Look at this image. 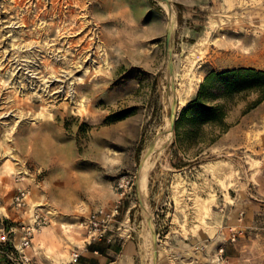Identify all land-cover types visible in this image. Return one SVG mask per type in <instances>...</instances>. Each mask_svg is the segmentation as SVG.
Here are the masks:
<instances>
[{"label": "rangeland", "instance_id": "rangeland-1", "mask_svg": "<svg viewBox=\"0 0 264 264\" xmlns=\"http://www.w3.org/2000/svg\"><path fill=\"white\" fill-rule=\"evenodd\" d=\"M167 4L0 0V57L7 50L3 60L16 67L18 58L8 61L14 43L37 39L43 45L23 49L29 52L20 60L24 75L14 77L23 76L28 86L1 92L0 108L14 100L38 108L23 118L18 110L0 116V149L21 141L17 153L26 169L6 162L0 150V235L12 227L7 238L19 241L22 226L42 219L27 250L42 264H64L72 250L85 246L80 223L117 199L119 181L127 187L112 234L124 249L121 264H264V99L258 103L256 91L216 97L224 85L213 81L217 87L205 99L223 105L226 131L189 121L177 125L210 73L264 71V0ZM184 60L191 61L184 82L190 92L181 105L183 95L171 99L169 89ZM53 70L62 88L48 94L43 84ZM176 99L172 140L142 195L145 151L166 132ZM41 112L55 115L53 128L40 130L46 120ZM243 121L238 141L230 139ZM22 190L26 199L19 205ZM36 202L44 206L31 213Z\"/></svg>", "mask_w": 264, "mask_h": 264}, {"label": "bare ground", "instance_id": "bare-ground-1", "mask_svg": "<svg viewBox=\"0 0 264 264\" xmlns=\"http://www.w3.org/2000/svg\"><path fill=\"white\" fill-rule=\"evenodd\" d=\"M120 1V0H119ZM162 3H164V5L166 6L167 9L170 8V6L167 4L166 1L160 0ZM120 4L119 2H114V7L115 5ZM136 11V8H134V12ZM133 13V11H131ZM126 15V14H125ZM22 22H24V20H22ZM38 28V27H37ZM40 28V27H39ZM77 28V26L72 27L71 30L72 32H74V30ZM39 31V30H38ZM22 42H19L18 45L17 43H14L13 46L14 50L17 49L16 51H14L13 53H11V56H9V59L13 58H18V65L16 67H10L12 65L9 66V62H6V60H3L7 50L1 51L2 56L0 57V103L2 100V94L1 92L2 90L5 88H11L14 85V89L16 92L19 91L20 86H22V88H26L28 86L27 82H26V78H24L23 76H20V78H22L21 81H18L15 79L14 76L18 75L20 73V71H22V75H24V71L22 68L19 69V66L22 64L20 62L22 57H26L29 58L28 56V50H26V52L23 50L24 48H29L30 46H32L33 44H38L39 47H43L42 45V41H38L36 39V41H32L30 43L25 44L24 46H22L21 44ZM17 45V47H16ZM24 52L26 53L25 55ZM16 54V57H15ZM87 57V56H85ZM190 60H184V70H182L181 74L178 73L177 71H175L174 73H172L173 77H176L175 79L177 80L176 85H173L170 87L169 89V96L171 99H174L176 97L181 98V96L185 93L184 90V82H185V78L189 73L190 70ZM28 66V68H30V65H26ZM1 71H3V73H1ZM7 74V79H3L4 75ZM51 76L48 78V80L45 81L44 85V91L48 90V94H50V92L53 91V94L59 93L62 86L61 84H59L58 81H62L61 79H57L58 78V74L56 70H53L51 72ZM175 74V76H174ZM32 76H29V78ZM3 80V83H1V81ZM31 82V81H30ZM33 82H35L33 80ZM31 84V83H30ZM33 84V83H32ZM12 85V86H11ZM49 88V89H48ZM20 92L22 93V90H20ZM189 95L190 91H187ZM187 95V96H188ZM52 97V95H50ZM183 100L181 102V105H186V100L184 99L185 95L182 96ZM7 100L9 99L8 97L6 98ZM15 108V109H14ZM38 108V103L37 102H31V103H27L25 100H14L13 103L12 102H8L6 101L5 104H2V107L0 108L2 111L0 112V116L4 114V116L9 112V110L12 111H17L18 110V118H23L26 114L24 113V111L26 110H30V111H34ZM50 112H41L39 116H41L42 118H45L46 120L41 124L40 130H43L44 128H48L51 129L53 128V123L50 120L53 116L55 115H51L49 114ZM165 133L161 134L160 136L157 137V139L155 140L156 143V147L154 148V150H152L151 152H147V150L145 151V157L143 159V162L141 164V167L139 169V176H138V184H139V188L141 190V193L143 195L145 188H146V184H147V177L148 174L150 172V170L153 168V166L155 165L156 161L162 156V154L164 153L167 145L170 143V141L172 140L173 137V128L171 126V120L168 119L167 122L165 123ZM8 142V141H7ZM6 146L2 147L0 150H3L1 156L3 155L4 157H6V162L8 161H16L17 163L21 164V169H23V171L25 172V166H24V162L22 159H20L18 153H17V147L22 145L21 141H16L15 140L12 142V144H6ZM8 166V170L7 172H11L13 170V168L7 163ZM143 191V192H142ZM39 206H44V204L42 203H33L31 204L30 207V212L33 213L35 208L39 207Z\"/></svg>", "mask_w": 264, "mask_h": 264}, {"label": "built area", "instance_id": "built-area-1", "mask_svg": "<svg viewBox=\"0 0 264 264\" xmlns=\"http://www.w3.org/2000/svg\"><path fill=\"white\" fill-rule=\"evenodd\" d=\"M126 187L127 183L125 184L124 181H119L117 189L122 190V192L118 194L117 199L111 204L102 205L90 211L85 219L82 220L80 225L83 229L87 244L103 240L108 242L113 241V227L117 223V218L120 214L122 200L125 195L124 188ZM25 199L26 192L22 190L17 195L16 200L21 205ZM41 221L42 219L36 217L33 224L22 226L19 229V241H10L7 238V235L13 232L12 227L3 230V233L0 235V264H42L27 251L32 247L34 233L41 224ZM231 235L235 239L237 232L232 230ZM80 256V251L74 249L71 252L70 259L64 264H78Z\"/></svg>", "mask_w": 264, "mask_h": 264}, {"label": "trees", "instance_id": "trees-1", "mask_svg": "<svg viewBox=\"0 0 264 264\" xmlns=\"http://www.w3.org/2000/svg\"><path fill=\"white\" fill-rule=\"evenodd\" d=\"M213 81L221 82L224 85V91L220 94H214L216 97L227 98L244 91H256L260 94L258 103L264 99V71L254 68H240L221 73L212 72L206 77L198 97L182 110L177 125L189 121L196 128L214 125L220 126L223 131H226L223 123L226 116L223 105H209L205 99L207 91L217 87Z\"/></svg>", "mask_w": 264, "mask_h": 264}, {"label": "crops", "instance_id": "crops-1", "mask_svg": "<svg viewBox=\"0 0 264 264\" xmlns=\"http://www.w3.org/2000/svg\"><path fill=\"white\" fill-rule=\"evenodd\" d=\"M262 108H264V105H262ZM243 124L244 121L232 128L228 133V137L232 140L236 138L235 141H238L237 136L240 135V132H244ZM123 251L124 249L114 241L103 240L92 244L85 243V246L80 250L81 256L78 264H121L124 260L122 259L124 256Z\"/></svg>", "mask_w": 264, "mask_h": 264}, {"label": "water", "instance_id": "water-1", "mask_svg": "<svg viewBox=\"0 0 264 264\" xmlns=\"http://www.w3.org/2000/svg\"><path fill=\"white\" fill-rule=\"evenodd\" d=\"M168 2V0H163ZM170 34V33H169ZM174 85V84H173ZM171 126L173 128V130L175 129V125H176V121L178 118V101L177 99L174 101V103L172 104V109H171ZM156 147V143H152L148 149L147 152H151L152 150H154V148Z\"/></svg>", "mask_w": 264, "mask_h": 264}]
</instances>
